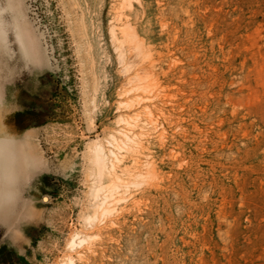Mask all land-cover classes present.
Wrapping results in <instances>:
<instances>
[{"label":"rangeland","instance_id":"1","mask_svg":"<svg viewBox=\"0 0 264 264\" xmlns=\"http://www.w3.org/2000/svg\"><path fill=\"white\" fill-rule=\"evenodd\" d=\"M0 264H264V0H0Z\"/></svg>","mask_w":264,"mask_h":264},{"label":"bare ground","instance_id":"2","mask_svg":"<svg viewBox=\"0 0 264 264\" xmlns=\"http://www.w3.org/2000/svg\"><path fill=\"white\" fill-rule=\"evenodd\" d=\"M113 36V39L116 41L117 43V49H118V55H119V60L121 61H124V69L128 70V71H132L133 68L136 67V64L138 63L141 55H142V48H141V45L139 42H137V39L135 37H133L135 43L133 44V46L131 47V51L128 55H126V49L124 48L123 44L121 41H119L117 38H115V36L112 34ZM146 76L145 78L147 80H149V76L151 75L150 74V71H146L145 72ZM138 77V73H133L131 74L130 78L131 79H136ZM104 154L102 152V149L100 147H98L96 149V159L97 161L99 162H103L104 160ZM116 177V175H115ZM118 178V177H117ZM116 180V179H115ZM117 181V180H116ZM120 181V180H119ZM115 188V187H114ZM102 213H107L109 212V209L107 207H102ZM83 241V240H82ZM72 244V243H71ZM74 245V244H73Z\"/></svg>","mask_w":264,"mask_h":264}]
</instances>
